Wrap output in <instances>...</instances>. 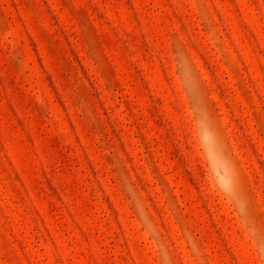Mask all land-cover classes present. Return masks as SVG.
I'll list each match as a JSON object with an SVG mask.
<instances>
[{
    "label": "rangeland",
    "instance_id": "rangeland-1",
    "mask_svg": "<svg viewBox=\"0 0 264 264\" xmlns=\"http://www.w3.org/2000/svg\"><path fill=\"white\" fill-rule=\"evenodd\" d=\"M0 264H264V0H0Z\"/></svg>",
    "mask_w": 264,
    "mask_h": 264
},
{
    "label": "clouds",
    "instance_id": "clouds-1",
    "mask_svg": "<svg viewBox=\"0 0 264 264\" xmlns=\"http://www.w3.org/2000/svg\"><path fill=\"white\" fill-rule=\"evenodd\" d=\"M177 71L184 82L190 96V104L193 108L196 122L197 141L209 168L212 170L217 186L229 197H234L235 173L225 153L220 149L216 135L207 124V117L197 95L195 78L190 69L184 63L182 54L177 53ZM217 172L219 175H217ZM239 205V201H237Z\"/></svg>",
    "mask_w": 264,
    "mask_h": 264
}]
</instances>
